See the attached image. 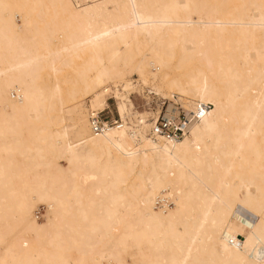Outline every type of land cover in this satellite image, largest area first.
<instances>
[{
	"label": "bare ground",
	"instance_id": "obj_1",
	"mask_svg": "<svg viewBox=\"0 0 264 264\" xmlns=\"http://www.w3.org/2000/svg\"><path fill=\"white\" fill-rule=\"evenodd\" d=\"M0 264H264V0H0Z\"/></svg>",
	"mask_w": 264,
	"mask_h": 264
},
{
	"label": "built area",
	"instance_id": "obj_2",
	"mask_svg": "<svg viewBox=\"0 0 264 264\" xmlns=\"http://www.w3.org/2000/svg\"><path fill=\"white\" fill-rule=\"evenodd\" d=\"M76 1V0H74ZM116 99L112 90L109 89L107 95L108 106L100 112L90 115L91 127L95 132H103L113 126H121L123 124L118 114L114 115L110 109L109 101ZM210 104L200 103L197 109L187 110L182 109L181 106L176 104L177 114L167 115L164 110L159 114L157 119L151 125L149 135L152 138H165L171 140H178L182 138L189 130V126L194 121L210 109ZM161 202V201H160ZM39 211L37 210V214Z\"/></svg>",
	"mask_w": 264,
	"mask_h": 264
},
{
	"label": "rangeland",
	"instance_id": "obj_3",
	"mask_svg": "<svg viewBox=\"0 0 264 264\" xmlns=\"http://www.w3.org/2000/svg\"><path fill=\"white\" fill-rule=\"evenodd\" d=\"M71 1L76 7H79V5L81 4V0H76V1L71 0ZM17 21L19 22V18H17ZM131 79L133 81V88L129 89L128 97L129 99H131L133 106L129 108L128 110L129 117L131 119H134V117L136 116L144 115L145 116L144 118L147 120V122L150 123L151 119L156 117L159 111L166 110V107L168 106L169 103H171V101L167 98L157 95V93H155L154 90L150 89V87L142 85L141 82L137 80L138 76L136 74H133L131 76ZM119 88H121V86H119ZM121 91H123L122 88H121ZM107 95L108 94H106L105 96V105L103 109H105L108 106ZM175 98H177V96H175ZM89 99L90 97L86 98L85 101L88 102ZM190 100L196 102L195 99H190ZM117 101H118L117 98L116 99L113 98L111 101H109L110 109L112 110L114 115L118 114L117 109H116ZM176 104H178L179 106L182 105L180 102H176ZM182 109L184 110L186 109V111L189 110L188 108H185L183 106H182ZM61 160L62 159H60L61 165L65 166L66 164L65 161L64 160L61 161ZM158 201L156 202V205H155V208L157 209L158 207L156 206H161L160 205L161 202H158ZM163 202L165 203L168 202V207L173 206L172 201H170V199L168 198L167 199L165 198ZM37 210L39 211L38 212L39 214H37ZM237 210L239 212H242L244 215L251 217L252 220L255 218V216H253L249 211L242 208L241 206H238ZM45 212H46V205L43 203H40L35 209V213L37 217L36 220L38 222L45 221L44 220Z\"/></svg>",
	"mask_w": 264,
	"mask_h": 264
}]
</instances>
